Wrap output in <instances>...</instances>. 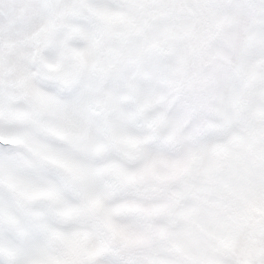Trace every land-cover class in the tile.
Returning a JSON list of instances; mask_svg holds the SVG:
<instances>
[{
  "label": "snow or ice",
  "instance_id": "6c2138e0",
  "mask_svg": "<svg viewBox=\"0 0 264 264\" xmlns=\"http://www.w3.org/2000/svg\"><path fill=\"white\" fill-rule=\"evenodd\" d=\"M0 264H264V0H0Z\"/></svg>",
  "mask_w": 264,
  "mask_h": 264
}]
</instances>
